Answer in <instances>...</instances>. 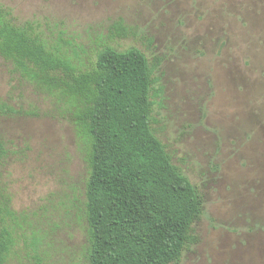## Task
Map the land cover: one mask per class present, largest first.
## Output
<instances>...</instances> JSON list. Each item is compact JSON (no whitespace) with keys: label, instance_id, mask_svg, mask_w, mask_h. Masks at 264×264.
<instances>
[{"label":"rangeland","instance_id":"374dc122","mask_svg":"<svg viewBox=\"0 0 264 264\" xmlns=\"http://www.w3.org/2000/svg\"><path fill=\"white\" fill-rule=\"evenodd\" d=\"M0 4L18 25L34 22L52 40L62 32L82 69L107 45L136 48L152 64L158 60L162 94L153 128L173 164L204 198L194 226L198 243L179 264H264V0ZM118 21L127 36L110 39ZM0 100L35 114L0 118L12 206L32 221L8 264H87L81 220L87 167L72 126L1 58ZM52 194H66L70 215L56 213L47 200L57 207L60 199Z\"/></svg>","mask_w":264,"mask_h":264},{"label":"trees","instance_id":"16d2710c","mask_svg":"<svg viewBox=\"0 0 264 264\" xmlns=\"http://www.w3.org/2000/svg\"><path fill=\"white\" fill-rule=\"evenodd\" d=\"M109 35L127 36L122 21ZM69 45L62 32L52 40L34 22L16 24L0 4V58L70 123L86 164L81 220L87 264H179L198 243L194 226L204 198L173 164L153 128L162 94L155 77L160 62L152 64L136 48L119 51L107 45L90 68L82 69ZM18 115L35 114L0 100V118ZM9 157L0 134V264L9 263L20 234L32 227L30 216L12 206L5 182ZM56 196L57 207L48 203L57 214L70 215L66 194L50 197ZM37 245L33 238L31 248Z\"/></svg>","mask_w":264,"mask_h":264}]
</instances>
